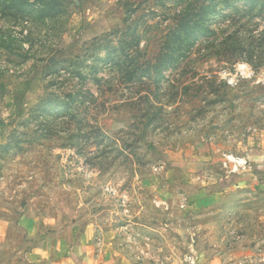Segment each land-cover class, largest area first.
<instances>
[{"label": "rangeland", "instance_id": "1", "mask_svg": "<svg viewBox=\"0 0 264 264\" xmlns=\"http://www.w3.org/2000/svg\"><path fill=\"white\" fill-rule=\"evenodd\" d=\"M3 221L0 264H264V0H0Z\"/></svg>", "mask_w": 264, "mask_h": 264}, {"label": "crops", "instance_id": "2", "mask_svg": "<svg viewBox=\"0 0 264 264\" xmlns=\"http://www.w3.org/2000/svg\"><path fill=\"white\" fill-rule=\"evenodd\" d=\"M4 221L0 228H5ZM34 242L26 253L24 264H122V262L104 258L94 239L93 231L84 228L63 230H46L33 232ZM35 235V236H34ZM178 257L164 264H193ZM196 264H218L217 259H210Z\"/></svg>", "mask_w": 264, "mask_h": 264}]
</instances>
